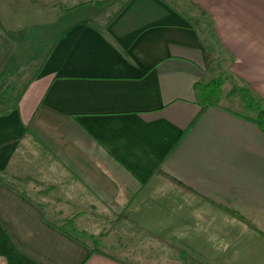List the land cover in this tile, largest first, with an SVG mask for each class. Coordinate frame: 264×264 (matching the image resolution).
Wrapping results in <instances>:
<instances>
[{"label":"crops","instance_id":"obj_1","mask_svg":"<svg viewBox=\"0 0 264 264\" xmlns=\"http://www.w3.org/2000/svg\"><path fill=\"white\" fill-rule=\"evenodd\" d=\"M96 1L0 0L46 48L0 110V264H264V135L227 107L264 103V0Z\"/></svg>","mask_w":264,"mask_h":264},{"label":"rangeland","instance_id":"obj_2","mask_svg":"<svg viewBox=\"0 0 264 264\" xmlns=\"http://www.w3.org/2000/svg\"><path fill=\"white\" fill-rule=\"evenodd\" d=\"M125 1L126 0H115L109 6L103 5L98 7L96 11L101 12V14H103L106 17L105 19H107L108 17L112 16V14L115 13V11ZM42 30H44V28L39 29L30 26V28H28V30H26L23 33L20 31L12 32V38H9L4 31L0 30L2 34L8 37L13 51L8 64L5 66L6 75H8L9 77V83L2 92V99L0 100L1 101L0 110L7 108L12 104L16 103L19 94L22 92L26 83L29 81L30 75L34 72L35 68L43 60L44 55L46 53V48L42 50V48L39 47L40 46L39 43L41 40L37 39L40 33L43 32ZM205 31L206 33H208L209 29L206 27ZM29 47L31 48L29 49ZM227 90H228L227 87H225L223 92L224 97ZM227 107L243 115H247L251 117H255L256 115L255 110H250V109L245 110L239 107L237 108L236 106H227ZM20 187L25 189L31 196L33 195L32 194L33 192L32 190L29 189V187L25 185H22ZM62 226L66 227L65 225ZM83 240L89 242L85 238H83Z\"/></svg>","mask_w":264,"mask_h":264},{"label":"trees","instance_id":"obj_3","mask_svg":"<svg viewBox=\"0 0 264 264\" xmlns=\"http://www.w3.org/2000/svg\"><path fill=\"white\" fill-rule=\"evenodd\" d=\"M113 1L115 0H102V1H96L94 2V4L99 5V6H103V5L109 6L111 5V3H113ZM126 2L127 1H125L121 5V8L124 7ZM118 13H119V10L116 13H113L112 16L109 18V20L111 21ZM0 39L2 42H4L7 45V48H8L7 53L0 60V100H1L2 92L9 83L8 75H6L5 73H2L1 70L5 62L7 61V59L12 53V47L9 45V42L6 39V37L0 35ZM45 58H46V55H45ZM223 84H224V78L217 77V78L212 79L208 83H205V84L197 83L194 85L196 104L200 107L199 116H201L205 112V110L208 109L209 107H215V108L219 107V103L221 100V90H222ZM239 96L242 98V100L244 101L248 109L256 111L255 117L250 119V121L254 125H256L259 128V130L262 132V134L264 135V103L258 102L255 99H253L252 96L249 95L248 91L245 89L239 90ZM7 111L8 110L0 112V114L6 113ZM159 173H160V169L157 170V174ZM2 175L7 176V174L5 173H3ZM0 181L1 182L4 181L2 179V176H0ZM170 181L174 183L175 187L184 188V186H182L180 183L176 182L175 180L170 179Z\"/></svg>","mask_w":264,"mask_h":264}]
</instances>
